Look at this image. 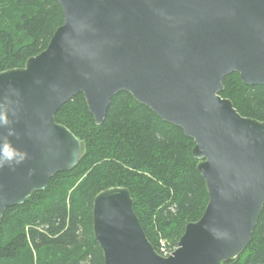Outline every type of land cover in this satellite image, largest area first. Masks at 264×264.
<instances>
[{"label":"water","instance_id":"water-1","mask_svg":"<svg viewBox=\"0 0 264 264\" xmlns=\"http://www.w3.org/2000/svg\"><path fill=\"white\" fill-rule=\"evenodd\" d=\"M58 1L64 22L47 47L24 67L0 72V100L12 101L17 134L9 139L27 153L23 163L0 168V224L7 208L78 165L82 141L57 122L58 110L82 93L102 124L113 97L127 92L194 140L209 200L165 257L130 190L100 191L93 231L105 264L231 263L264 207V121L241 115L220 93L233 72L264 85V0Z\"/></svg>","mask_w":264,"mask_h":264},{"label":"trees","instance_id":"trees-1","mask_svg":"<svg viewBox=\"0 0 264 264\" xmlns=\"http://www.w3.org/2000/svg\"><path fill=\"white\" fill-rule=\"evenodd\" d=\"M63 22L58 0H0V72L24 67ZM223 83L220 94L241 115L264 121V85H247L236 72ZM55 117L80 138L82 157L74 169L53 176L46 189L6 209L0 264H33V252L37 264H105L92 215L95 196L110 187L130 190L157 250L161 240L176 246L186 225L201 218L209 195L192 153L194 140L180 127L127 92L113 97L102 124L82 93ZM224 264H264V207L249 245Z\"/></svg>","mask_w":264,"mask_h":264},{"label":"clouds","instance_id":"clouds-1","mask_svg":"<svg viewBox=\"0 0 264 264\" xmlns=\"http://www.w3.org/2000/svg\"><path fill=\"white\" fill-rule=\"evenodd\" d=\"M11 87V85H9ZM12 106V101L4 98L0 100V127H7V134H0V168L5 165L14 168L15 165L23 163L27 159V153L14 147L9 137L17 135L15 130L10 127L13 123L9 119V111ZM13 115L15 112L13 111ZM18 138V137H17Z\"/></svg>","mask_w":264,"mask_h":264},{"label":"built area","instance_id":"built-area-1","mask_svg":"<svg viewBox=\"0 0 264 264\" xmlns=\"http://www.w3.org/2000/svg\"><path fill=\"white\" fill-rule=\"evenodd\" d=\"M176 249V246L171 247L167 244L166 241L161 240L160 245H159V250L158 252L160 253V255L162 256H169L174 250Z\"/></svg>","mask_w":264,"mask_h":264},{"label":"rangeland","instance_id":"rangeland-1","mask_svg":"<svg viewBox=\"0 0 264 264\" xmlns=\"http://www.w3.org/2000/svg\"><path fill=\"white\" fill-rule=\"evenodd\" d=\"M165 240H166V239H165ZM166 241H167V240H166ZM167 243H169L170 246L174 245L173 243H170V242H168V241H167ZM33 254H34V263H33V264H37V261H38L37 259H38V257L36 256V253H35V252H33Z\"/></svg>","mask_w":264,"mask_h":264}]
</instances>
